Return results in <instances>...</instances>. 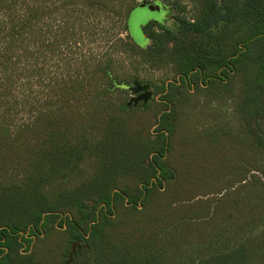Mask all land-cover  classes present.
Returning a JSON list of instances; mask_svg holds the SVG:
<instances>
[{
    "label": "trees",
    "instance_id": "trees-1",
    "mask_svg": "<svg viewBox=\"0 0 264 264\" xmlns=\"http://www.w3.org/2000/svg\"><path fill=\"white\" fill-rule=\"evenodd\" d=\"M191 2L178 32L144 27L147 47L128 21L126 53L179 77L163 88L152 135L150 100L121 99L143 84L122 79L112 60L86 80L51 84L42 99L41 8L0 0V264H47L20 254L34 241L20 233L59 219L56 264H264V2ZM193 88L207 103L232 99L234 122L185 135L177 163L172 142ZM17 108L30 120L15 124ZM191 150L201 156L188 159Z\"/></svg>",
    "mask_w": 264,
    "mask_h": 264
},
{
    "label": "rangeland",
    "instance_id": "rangeland-1",
    "mask_svg": "<svg viewBox=\"0 0 264 264\" xmlns=\"http://www.w3.org/2000/svg\"><path fill=\"white\" fill-rule=\"evenodd\" d=\"M26 1L27 3L36 2L42 11L41 20L37 26V34L40 38L37 47L38 73L36 79V91L41 98L47 97L51 84L70 77L86 80V76L94 66H103L107 60H112L114 72L122 79L132 74L139 82L148 86L149 92L152 93L149 101L152 108L147 118L149 117L153 124L150 129L151 134H156L158 130L156 120L162 114L157 112L156 115V111L166 109L162 103H164L163 97L167 95V91H163V88L175 83L179 77L175 76L172 67L149 70L137 59L132 58L131 54L126 53L128 48L125 44L130 43L131 37L128 31V21L130 32L137 44L147 47L151 41L144 37L143 27L149 22L156 21L165 28L178 32L180 19L194 16L191 0H176V3L172 5L164 3L165 15L159 5H153V10H149V7L135 10L144 0ZM152 3L160 4L159 1H152ZM184 6L187 7L185 11ZM28 76L27 74L26 79ZM28 82L29 80H26V84ZM190 95L188 100H191V104L182 111L181 128L172 142L175 149L172 159L177 163H184L182 161L186 160V157L181 155L183 149L181 141L185 135L198 133L206 127L220 123L233 126L234 122L235 107L232 99L228 98L229 100L221 103H207L206 100L209 98L197 88L191 89ZM135 97L136 95L128 93L121 99L130 101ZM13 113L12 120L17 125L30 120L29 113L21 112L19 108ZM188 153V159L201 156L194 150ZM57 214L62 216V212ZM69 214L63 215L66 217ZM60 223L61 219L55 222L54 227H46L35 235L30 234L29 230L26 234L21 232L20 235H25L34 241L30 246L28 242H24L23 247L19 249L20 254H33L36 260L46 261L47 264L59 263V249L65 241L67 229L61 228Z\"/></svg>",
    "mask_w": 264,
    "mask_h": 264
},
{
    "label": "water",
    "instance_id": "water-1",
    "mask_svg": "<svg viewBox=\"0 0 264 264\" xmlns=\"http://www.w3.org/2000/svg\"><path fill=\"white\" fill-rule=\"evenodd\" d=\"M147 7H149V10H153L154 8L153 5H148L147 3H143L137 9L139 8L142 9V8H147ZM128 90L132 92L134 95H136V97L131 100V102H134L135 104H138L140 102H143L144 104H146L152 98V93L149 92L148 86L141 85L138 82H135L134 86L128 87Z\"/></svg>",
    "mask_w": 264,
    "mask_h": 264
},
{
    "label": "flooded vegetation",
    "instance_id": "flooded-vegetation-1",
    "mask_svg": "<svg viewBox=\"0 0 264 264\" xmlns=\"http://www.w3.org/2000/svg\"><path fill=\"white\" fill-rule=\"evenodd\" d=\"M159 2H160V4H154V3H152V2L147 3V4H148V5H155V6H156V5H159V6L161 7V9L163 10V13H164V15H165V12H166L165 9H166V8H165V6H163V5H164V2H162V1H159ZM263 2H264V0H263ZM143 3H144V1H143L141 4H139L138 7H139L140 5H142ZM138 7H137V8H138ZM166 7H167V6H166ZM137 8H136V9H137ZM167 8H168V7H167ZM136 9H135V10H136ZM168 9H169V8H168ZM152 22H156V21H152ZM149 23H150V22H149ZM143 30H144V27H143Z\"/></svg>",
    "mask_w": 264,
    "mask_h": 264
}]
</instances>
